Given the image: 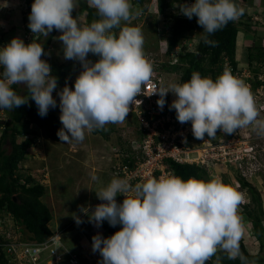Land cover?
Returning <instances> with one entry per match:
<instances>
[{
    "label": "clouds",
    "instance_id": "clouds-1",
    "mask_svg": "<svg viewBox=\"0 0 264 264\" xmlns=\"http://www.w3.org/2000/svg\"><path fill=\"white\" fill-rule=\"evenodd\" d=\"M23 3L26 10L25 0ZM78 3L33 0L28 17L30 35L23 32L22 38L13 37L0 46V110L15 109L31 98L43 117L57 106L53 92L58 88V78L49 62L42 59L44 44L38 41L41 36L47 39L54 29L60 31L56 38L62 42L64 58L79 61L83 69L74 88L66 83L57 92L63 125L57 135L66 143L82 142L86 133L124 122L130 105L153 76V65L144 53L142 30L127 24L133 15L141 14L134 11L131 0H87L99 16L89 24L73 16ZM7 6L8 0H0V8ZM176 6L179 14L197 18L204 43L211 46L216 41L209 37L245 12L237 0H194L191 4L184 0ZM89 53L99 59L92 62L87 59ZM15 85L24 86L27 94L18 93ZM169 92L176 97L170 110L176 111L180 123L191 122L197 139L205 134L215 137L217 130L232 134L248 126L264 134V118L250 88L228 69L215 79L193 72L187 81L155 85L151 94H159L161 110ZM31 146L26 158L33 156ZM31 173L34 178L35 173ZM91 179L99 178L92 173ZM94 191L103 202L92 210L82 208L89 222L97 227L104 221L113 227L122 225L109 237L100 233L92 237V250L102 257L99 264H208L218 251L229 259L251 264L240 250L245 224L238 209L243 195L219 177L184 179L170 173L135 184L127 177H113ZM119 195L124 196L122 202L116 199ZM76 222L83 221L76 217ZM65 225L61 229L66 234L70 226ZM216 264H220L218 256Z\"/></svg>",
    "mask_w": 264,
    "mask_h": 264
},
{
    "label": "built area",
    "instance_id": "built-area-1",
    "mask_svg": "<svg viewBox=\"0 0 264 264\" xmlns=\"http://www.w3.org/2000/svg\"><path fill=\"white\" fill-rule=\"evenodd\" d=\"M167 1L173 5L167 8V12L179 14L176 6L178 2ZM192 2L187 0L189 4ZM251 19L254 23L262 21L258 14ZM168 21L169 25L162 31L164 38L159 42L160 58L153 57L152 53L145 55L153 65V76L144 85L143 94L138 95L137 101L130 105L131 110L126 119L128 116L134 118V136L126 141L125 147H118L119 154L113 165L114 176L127 177L135 184L148 177L159 178L170 173L176 175L169 162L194 164L204 168L210 175L214 172L213 168L223 167L227 174H231L228 181L232 187L240 192L242 186L239 178L251 183L264 179V134H258L252 126H248L232 134L217 132L215 137L210 138L205 134L203 139H197L192 133L191 122L180 123L176 111L170 110L169 105L176 98L172 92L167 93L166 104L161 110L157 104L159 94H151L154 86L166 85L172 80L179 82L180 78L164 70L162 65L178 64L179 57L187 51H194L198 41L195 31L189 32L187 37L181 38L169 49L167 36L170 33L171 18ZM28 34H24L26 40L29 39ZM261 47L264 51L263 41ZM224 65L225 69L250 88L260 116L264 118V56L248 60L243 66L233 67L227 60ZM242 195L241 205L246 202L245 194ZM119 196L124 199L123 195ZM50 229L51 234L39 241L29 238L20 223L9 214L0 216V248L8 262L14 264H86L80 254L66 244L64 229Z\"/></svg>",
    "mask_w": 264,
    "mask_h": 264
},
{
    "label": "trees",
    "instance_id": "trees-1",
    "mask_svg": "<svg viewBox=\"0 0 264 264\" xmlns=\"http://www.w3.org/2000/svg\"><path fill=\"white\" fill-rule=\"evenodd\" d=\"M143 1L144 0H133L134 3L138 2L140 5ZM191 1L194 2V0ZM242 1L246 2L247 0ZM32 2L33 0H25L26 10H23L22 14L26 21L31 11ZM240 2L241 0H237L239 5ZM170 3L167 0H156L155 7L157 13L163 17V20H170V18L172 20L170 33L167 36L169 49L173 48L181 38L187 37L189 32L195 31L198 41L195 44L194 51H187L179 57L178 64H163L162 68L164 70L171 72L179 71V82H183L189 80L193 72H199L202 76L215 79L220 75L221 70L225 69L224 63L226 60L229 61L233 67L237 66V62L235 61L237 33L241 26L245 24L248 30L253 29L252 26H249V20L238 21V23L230 21L224 28L209 37V39L216 41L215 46H211L204 43L201 34L203 28L197 23V18L193 16V18L189 19L183 14L167 12ZM78 4L79 10H86L88 12L87 24L95 19H99L96 10L88 5L87 0H79ZM142 8L144 9V7ZM141 10L142 9H140V11ZM22 31H30L28 24L24 25ZM55 31L54 29L47 39L41 36L38 42L44 44L45 55L42 56V59L49 62L53 74L58 78V88L56 89L58 92L62 90L66 83L68 86L74 88V82L70 81L68 77V71H71L72 68L71 65L69 69H65V64L59 61L57 57H52V59L49 57ZM262 50L260 43L259 45L250 47L248 59L252 60L264 56V51ZM77 68L79 70V67ZM14 88L21 95L27 94L26 89L20 88L19 85H15ZM5 111L8 118L3 123H1L2 119H0V127H3L2 133L0 134V212L9 214L15 221L22 224L29 238H35L41 241L51 234L48 223L52 219L49 207L41 199L44 194V187L42 183L34 181L32 173L23 175L22 173H18V171L21 172L22 165L20 163L24 161L27 156V148L34 143V137L36 136V130L38 128L44 129L45 135L48 138L52 140L58 139L57 131L61 124L60 115L48 111L47 115L42 117L38 114L37 107H35L31 101L12 110L5 109ZM30 123L34 124V128L28 127ZM113 127V123H110L105 125L104 128L92 132L99 133L104 138H108ZM217 132L221 133L222 131L217 130ZM19 135L25 137L23 139H18ZM6 143L10 145L9 150L4 146ZM169 163L177 176L184 179L196 177L208 180L207 172L200 166L194 164H178L174 162ZM20 180L23 181L21 182ZM238 180L242 188L248 190L250 195V201L243 205V210L245 212V217L253 228V237L259 244L257 253H252L246 246L244 238H242L240 241V250L251 264H264V210L261 196L253 183L244 178H239ZM116 231L117 230L112 226H108L106 232L102 235L104 237H109ZM217 256L220 257V264H242L239 258L229 259L227 254L222 251H218L216 256L208 261V264H216ZM0 264H14L8 262L1 248Z\"/></svg>",
    "mask_w": 264,
    "mask_h": 264
},
{
    "label": "rangeland",
    "instance_id": "rangeland-1",
    "mask_svg": "<svg viewBox=\"0 0 264 264\" xmlns=\"http://www.w3.org/2000/svg\"><path fill=\"white\" fill-rule=\"evenodd\" d=\"M20 1L22 2V7L20 8L22 10L24 7V0ZM177 2H184V0H178ZM155 5L156 0H144L141 5L138 4V2H135V8H137L135 10L140 11V9H142L140 11L141 14L128 21V25L139 27L142 30L145 41V55H147L149 52V54L152 53L153 57L155 56V58L159 59V42L160 39L164 38L162 36V31H164L165 27L169 25V21L163 20V17L157 13ZM170 6H173L172 3H170ZM142 7H144V9ZM77 8H74L73 11H75ZM21 10L15 9L14 12H18L16 13L18 16L19 11ZM1 11L2 9L0 10V46L7 43V41L4 42L2 40L3 31H1V29H7L9 27L8 25H11L6 24L9 22L6 20V17H4V12L2 11L1 13ZM83 12L85 15H88V12L86 10H83ZM72 14L74 17L76 16V14ZM76 17L79 20L82 18V15H77ZM13 19H15V13ZM79 22L81 23L80 20ZM6 25L8 27L5 28ZM253 36L254 35H251L250 33L243 36V44L241 39V46L240 44L237 46L240 55H242V49H246L247 46L259 45V41H257V38L255 36V38ZM23 40L25 41V39ZM260 40L264 42V38ZM25 43L27 44L29 42L25 41ZM61 51L62 43L60 47L52 48L49 57L51 59L52 57H57L58 59L60 55L57 54H60L59 52ZM87 59L95 62L99 59V57L97 55L89 53ZM59 61L65 64V69H69L71 65L72 68L71 71H68V77L70 78V81L75 82V79L83 70L81 63L76 60L65 59L64 57L59 58ZM161 64L162 63H159V65ZM75 67H79V70L74 71V69H76ZM172 73L176 74L175 76H180L179 71ZM19 87L24 88V86L22 85H19ZM53 96L57 100V106L55 108H50L49 112L60 115V98L57 95L56 90H54ZM29 101H31L32 104L37 107L34 100L29 99ZM128 117L130 119L127 118L122 123H113L114 127L111 130L108 138H104L99 133L90 132L86 133L85 140L82 142L74 141L72 143H66L64 141H61L59 136L57 140H52L45 135L44 129L38 128L36 130V136L38 137L35 139V144L30 147L33 156L27 157L23 162L20 163L22 165L20 170L21 172L18 171V173L28 175V173L33 172L35 173L34 181L43 184L44 194L41 199L51 211L52 219L49 224L51 228H62V226H64L66 223H69L70 225L75 224L74 227H78L81 223L78 224L76 222V217L82 218L84 214H86L82 211V208H89V210H92L96 205L103 202L97 197L94 190L98 189L102 185H106L113 177H115L113 173V165H115L117 161L116 157L119 154L118 147H125L127 145L126 141H129L134 136V132L132 129L134 126V118L131 116ZM7 118L8 116L5 109L0 110V119H2L1 123H3L2 121L5 122ZM28 127L34 128V124L31 123ZM62 127L63 125L61 123L59 129H61ZM2 129L3 127H0V134L2 133ZM23 137V135H19L18 139H23ZM4 146L7 150L10 149L9 143H6ZM213 170L214 172L211 175L207 173L208 180L211 178L219 177L223 180L224 183L232 186V184H230V182L228 181V179H231V174H227L223 167H218L215 169L213 168ZM92 173H95L99 178L97 181H93L91 179ZM253 184L260 193L263 206L264 179L254 181ZM241 192L242 194H246V196L244 195V199H246V202L248 201L247 203H249L250 195L248 190L242 188V191L240 190V193ZM116 199L118 202L123 201L122 196H117ZM238 213L242 217L245 224V233L243 238L245 240L246 246L248 247L250 252L257 253L259 244L253 237V228L251 226V223L245 217L243 205L241 204L239 206ZM4 215L6 214L0 212V216ZM82 220L84 221V224L82 229L79 231L78 236L83 235L85 239L82 240L83 242L78 246H74V244H72V246L76 247L73 249L77 251L80 256L82 254L87 258V256H90V249H87L85 246L86 244L92 246V243H86V239L92 241V237L94 235H96L97 233L104 234L107 230V227L111 225H109L107 221H104L102 224L103 226L97 227L94 223L89 222V218L86 215L85 219ZM10 223H12L11 220ZM20 225L21 227H23L22 224ZM118 226H121L122 228V225L118 224ZM115 227H117V225ZM65 235L67 234H64L63 236ZM73 235L76 234L74 233ZM96 257H98V260L100 262L102 259L100 254Z\"/></svg>",
    "mask_w": 264,
    "mask_h": 264
},
{
    "label": "crops",
    "instance_id": "crops-1",
    "mask_svg": "<svg viewBox=\"0 0 264 264\" xmlns=\"http://www.w3.org/2000/svg\"><path fill=\"white\" fill-rule=\"evenodd\" d=\"M132 2V5H133V9L135 11V3L131 0ZM174 2H177L174 0ZM240 6L244 7L245 9V12H244V15L241 16L237 21H247L249 20V23H250V27L252 26V28L254 29H251V30H248V28H246V24L244 26H241L240 30L238 31L237 33V38H236V50H235V61L237 62V66H243L246 64V62L249 60L248 58V52H249V48L252 47L251 46H247L246 49H242V55L239 54V49H238V45L241 43V39H242V44H243V36H245L246 34H251V35H254L256 38H257V41H259L260 45L262 43V38H264V0H247L246 2L245 1H242L240 2ZM22 7V2L20 0H8V6L7 7H3V8H0V10L2 9V11L4 12V17H6V20L9 22V23H6V24H11V25H6V27H8L7 29H4L1 31H3V35H2V40L4 42L7 41L10 42V40L13 38V37H20L21 38V34H23V28H24V25L28 24V20L26 21L25 18H24V15L22 14V11L23 9L21 10L20 8ZM15 9H18V10H21L19 11V14L17 16L16 13L18 12H14ZM1 11V13H2ZM14 13H15V19L14 18ZM74 14L77 15H82V18L79 19L81 21L82 24H87V15L84 14L83 10H79V4H78V8L73 11ZM255 14H258L259 16H262V19H263V22H252V19L251 17ZM1 16V15H0ZM136 15H133L132 18H135ZM127 24H129L127 22ZM21 27V28H20ZM244 32V33H243ZM60 31L59 30H56L55 33L53 34V38H52V46H51V50L52 48L54 47H59L61 46V41L58 40L56 37H58L60 35ZM253 36V37H254ZM254 37V38H255ZM241 46V44H240ZM55 50V49H53ZM146 51V50H145ZM60 54H57V55H60L58 57L59 58H62L64 57V55L62 54L63 52H59ZM149 53V52H148ZM62 55V56H61ZM62 60V59H61ZM94 61V60H93ZM76 69L75 70H78L77 67H75ZM78 73V71H77ZM76 73V74H77ZM263 210H264V203H263ZM85 215L88 216L87 214H84V216L81 218L82 219H85ZM83 221V220H82ZM86 221H87V217H86ZM83 224H84V221L78 226V227H74L75 224L73 225H70L69 223L67 225H70V227L67 229V235L65 236V239L69 242V244L72 246V244H74V246H78L80 243H82L85 238L83 235H80L78 236V233L79 231L82 229L83 227ZM65 225V226H67ZM103 226V225H102ZM77 228V229H76ZM118 230L121 229V226H118L117 224V227H115ZM100 229V228H99ZM72 232V233H70ZM76 234V235H73V234ZM86 243H92V241H90L89 239H86ZM87 249H90L89 250V254L90 256H87V258L81 254V259L86 263V264H99V260H98V256L99 253L98 252H93L92 250V246L90 245H87L85 246ZM73 248H76V247H73L72 246V249ZM82 250V248H81ZM97 254V255H96Z\"/></svg>",
    "mask_w": 264,
    "mask_h": 264
},
{
    "label": "water",
    "instance_id": "water-1",
    "mask_svg": "<svg viewBox=\"0 0 264 264\" xmlns=\"http://www.w3.org/2000/svg\"><path fill=\"white\" fill-rule=\"evenodd\" d=\"M2 122H4V121H2Z\"/></svg>",
    "mask_w": 264,
    "mask_h": 264
}]
</instances>
